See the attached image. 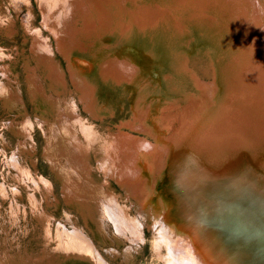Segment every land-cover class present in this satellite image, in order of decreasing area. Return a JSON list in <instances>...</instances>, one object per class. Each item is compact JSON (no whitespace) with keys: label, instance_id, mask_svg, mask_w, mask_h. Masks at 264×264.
I'll use <instances>...</instances> for the list:
<instances>
[{"label":"bare ground","instance_id":"bare-ground-1","mask_svg":"<svg viewBox=\"0 0 264 264\" xmlns=\"http://www.w3.org/2000/svg\"><path fill=\"white\" fill-rule=\"evenodd\" d=\"M50 1L40 0L42 24L55 37L57 51L65 57L84 110L102 118L96 101L98 82L88 80V74L76 68L79 58L90 63L98 61L96 80L105 81L101 85L109 83L120 88L129 84L132 88L128 90L134 88L133 118L121 122L115 132L108 130L109 138L99 141L97 129L77 111L76 99L67 98L71 92L67 72L54 58L50 42L41 40L40 32L33 34L32 43L41 51L40 62L48 70L44 77L30 71L27 82L38 111L35 119L47 139L44 156L62 177V194L67 202L79 205L86 221L88 216L92 219L96 227L92 232L101 250L109 257L130 262L145 239L146 229H150L156 248L166 249V264H264V228L254 218L250 220L249 212L243 208V202L251 195L245 198L241 191L240 197L236 195V187L253 183L254 173L258 178L264 176V156L255 152L262 160L261 169L253 167L258 164L254 158L251 162L245 155L240 157L229 151L220 159L227 147L242 152L238 144L243 139L239 142L238 137L247 126L253 133L247 131L245 136L253 139L252 146L257 143L254 149L264 152V0H64L67 5L57 3L55 10ZM74 14L84 27L74 23ZM107 34L114 43H107ZM197 47L205 54L197 53L195 58L208 55L211 59L200 67L202 73H214L217 84L204 80L194 70L196 63L190 65L191 52ZM9 56L0 49V97L12 111V130L25 140L31 136L28 123L33 124L19 116L23 110L11 83L17 81L6 63ZM143 64L156 68V76ZM184 73L191 77L197 92L186 93L173 83L171 74ZM46 77L50 90L43 82ZM154 97L167 105L152 126L147 121L152 115ZM104 109L113 111L112 107ZM15 110L18 114H14ZM49 113L56 122L47 117ZM229 136L233 138L228 139ZM19 144L23 149L28 147L27 140H19ZM195 146L202 150L194 153L195 148L190 147ZM92 149H100L99 158L96 157L100 160L99 169L106 178H113L124 187L128 204L136 211L130 210L126 200L119 201L105 186L106 181H93L87 164ZM17 151L21 150L13 152L18 159H13L12 164L17 177L35 186L41 183L51 193L47 179L34 178L25 165L19 164ZM202 152L211 153L214 162L206 160ZM203 157L205 160L199 161ZM245 164V168H250L243 181L239 166ZM236 169L237 174L232 172ZM211 175L216 177L212 184ZM261 184L264 180L258 186ZM221 186L225 187L223 196L219 193ZM208 189H217L214 193L226 203L234 200V205L215 201L206 209L200 207L206 214L211 212L214 220L193 214L198 212L197 199L207 202L200 190ZM4 193L5 189H0V194ZM100 200L105 201V207L100 206ZM93 202L98 206L96 211ZM219 206L222 215L212 212ZM65 222L57 226L62 243L59 246L77 257L89 258L93 264H111L72 218L68 216ZM208 232L213 237L207 236ZM9 257L13 255H0V264H13Z\"/></svg>","mask_w":264,"mask_h":264},{"label":"rangeland","instance_id":"rangeland-1","mask_svg":"<svg viewBox=\"0 0 264 264\" xmlns=\"http://www.w3.org/2000/svg\"><path fill=\"white\" fill-rule=\"evenodd\" d=\"M50 2L53 4V10L56 9L57 3H60L61 5L65 4V6L67 5V3H65L66 1L64 2V0H51ZM60 7L61 11L64 12V8L62 6H59V8ZM72 16L76 18L74 19V23L76 25H81V23L83 24L80 18L76 17L75 14ZM42 21L43 15L40 8V0H0V49H2V51L7 55H10L5 59L6 63L11 68L12 78H15L17 81H11V83L14 84L13 89H15V93H17L19 108L23 110V114H19V116H25V118L31 121L33 124L30 125L28 123V125L32 128L30 129L31 136L25 139L28 142V147L23 149V147H20L19 140H21L23 143L25 140H23L22 136H17L16 132L12 130L11 125L9 124L11 121L10 118L12 117L10 112L12 111H9V108L5 105L4 100H2L0 97V189H5V193L0 194V255H13V257H9L11 262L14 261L13 264H31V262H37V264H93L89 258L77 257L73 252L64 249L63 246H59L61 240L57 233V226L58 223L65 222L69 216L75 221L76 225H79L87 234L91 236L94 246L100 249V252L103 253L104 259L111 264H166L164 262L166 249L156 248V243L153 241V234L150 229H146L144 234L145 239L134 252L130 262H124V260H121V258L119 259L109 257L104 253V251L101 250V244L93 235L92 229H94L95 226L90 216L87 217L86 221L82 215L80 206L77 204H72L71 202H67L64 195L62 194V177L58 175L59 173L56 169L50 167L51 165L49 161L44 156V149L46 147L47 139L46 135L43 134L44 131L41 130V126L35 119L36 113L38 111L36 110V105H34L31 101V95L29 93V87L27 84L29 75L34 70L42 77L48 74V70L44 63L40 62L39 56H41V51L36 45L32 43L33 34L40 32V39H45L44 41L48 44L50 42L49 45L55 51L54 58L60 63L64 71L67 72V84L69 89H71V92H68L69 94L67 98L69 101H74L76 99L75 101L77 103H75L77 111L81 114L86 122L88 121L92 123L95 129H97L99 132V141H102L104 138H109L108 130L115 132L119 129L121 122L128 121L129 119L133 118V98L131 96V92H134V88L131 91L128 90L132 88L129 86V84L125 87L121 86L120 88H115L112 86L113 84L109 83L104 85L105 81L101 78L96 80L97 75L95 71L98 69V66H100L98 61L90 63L87 60L79 58L75 64L76 68L83 69L84 72L82 73H85L86 75L88 74V80L98 82L100 91L98 90L96 93L98 95L96 101L98 105L102 107L99 108L98 106V110L102 111L103 115L101 118L86 112L82 102L78 99V90L75 88L71 81L70 75L68 74L65 57L57 51L56 39L46 29L45 25L42 24ZM107 37L109 38L107 43L115 42L111 35L107 34L106 38ZM199 48L200 47H197L194 52H191L192 55H190L189 63L190 65L196 63V65L193 66L194 70H196L204 80L211 79L210 83L215 81L214 83L217 84L216 79L214 78V73H211L208 76L202 73V68L207 65V60L209 62L211 59L208 57V55H205L204 58L198 60L197 56L199 54H205L202 50H199ZM195 56L197 58H195ZM143 68L145 70L149 69L148 71H150L152 74H155L154 72L157 70L156 68L152 69L147 64H143ZM152 74L151 76H153ZM160 75H162V71H159L158 76ZM171 75L174 77L172 80L173 83H176L182 89H185L186 93L198 91L192 82L191 77L185 73L181 76L177 74ZM1 78L2 76H0V79ZM156 78L158 79L159 77ZM44 80L43 82L47 87V90H50V80H48L47 77L46 79L44 78ZM102 82H104L103 85H101ZM78 102H80V104ZM154 102L152 115L147 121L150 125L155 123V118L158 117L160 112L167 105V102L165 101V103L162 101V99L157 101V97H154ZM105 107H112L113 111L110 113L104 109ZM14 114H18V112L15 110ZM19 116L15 115L16 118ZM47 117L54 119V122H56L55 118L50 113ZM249 128L250 126H247V130L241 131V136H239L238 139H247L246 141L251 147V140L253 139L251 137V139H249L245 136L248 134V132H252ZM123 129H125V127ZM14 130L16 131L17 129ZM46 132L48 131L46 130ZM229 134L227 133V135ZM150 137L151 136H149V139ZM231 137L232 136H229L228 139ZM255 144L257 145V143H254L253 146H256ZM29 145H32V147ZM190 148H195L193 151L194 153L198 150H202L199 146ZM17 149L21 150L20 152H16V156H19L20 158L19 164L25 165V168L30 170L29 173L34 178L40 176L47 179L52 186L51 193H48L41 183L35 186L27 179L23 181L21 177H17L18 172L12 165L14 164L13 159L14 161L18 159V157H15V155L13 156V152ZM260 149H255L256 153L264 156V152ZM226 151L232 152L233 154H235V152L240 153L236 148L232 149V147H227V150L223 151L220 159H224L226 157L224 156L227 155ZM100 152V149L98 151L96 150L95 152L94 149H92L88 152L89 155L87 158V164L92 169L91 175L93 181L98 183L106 181L107 185L105 186L107 189L116 194L119 201L123 202L126 200L125 202L128 204L129 199H126V195L128 193L124 190V187L120 186V184L117 183L113 178H106L102 170L99 169L98 164L100 160L98 158ZM193 152L192 155H194ZM203 156L207 157H203L202 159L199 158V161L212 159L210 158L211 153H205ZM214 159L217 158L215 157ZM211 161L214 162V160ZM16 189L18 192H16ZM104 202L105 201L100 200V206L102 204L105 207ZM92 205L96 211L98 206H95L94 202ZM129 206L132 212L136 211L133 209L131 204ZM148 220H151V217H148ZM163 251L165 252V254H163L164 257L162 256Z\"/></svg>","mask_w":264,"mask_h":264},{"label":"water","instance_id":"water-1","mask_svg":"<svg viewBox=\"0 0 264 264\" xmlns=\"http://www.w3.org/2000/svg\"><path fill=\"white\" fill-rule=\"evenodd\" d=\"M240 140H242V139H239V142H240ZM247 139H243L242 140V142H241V144H238L239 145V148L242 150V152L241 153H235V155H239L240 157H243L244 155V157H246L247 159L249 158L250 160L249 161H251V162H254V160H253V158L258 162V164L256 165L255 164V166H253L254 168H257V169H261L262 167H261V164H259V162L260 161H262V160H259L256 156H255V149H254V147L251 145V147H250V145L248 144V142L246 141ZM229 141V140H228ZM241 165V164H240ZM245 166H246V164L245 165H243V166H239V167H241V169L240 170H242V173H241V179L243 180V181H245L244 180V178L246 177V174H245V171H247L249 168H250V166H248L249 168L247 169V168H245ZM238 169V168H237ZM234 170V171H232V172H235L236 174H237V171L238 170ZM243 170H244V172H243ZM231 173V172H230ZM212 177H209V181L210 180H212L211 181V184L212 183H215V179H216V177L215 176H213V175H211ZM254 176H255V178L254 179H252V182L253 183H250V182H247V185L245 186V188H240V187H236V195H238V197H240V191H241V193H245V198H247V196H248V194L249 195H251L250 197H248L249 198V200H246V201H244L243 203H244V205L246 206V207H243L242 205H240L241 207H243L245 210L244 211H248L249 212V218H250V220H251V217L252 218H254V220L257 222V223H262L260 226L261 227H263L264 228V184H261L260 186H258L259 185V183L262 181V180H264L263 179V177L262 176H260V178H258V176L254 173ZM208 187V186H207ZM247 187V188H246ZM169 190V189H168ZM170 190H172V191H175V190H173V189H170ZM258 190H260V192L258 191ZM214 191H217V189H213L212 191H210V189H208L207 190V192H202L201 190H200V193H202L203 194V197L205 198V199H207V202H204V201H202V200H200V199H197V201H198V206H197V211L198 212H194L193 214L195 215V214H197L196 216L197 217H201V218H203V219H208V220H214L215 218H213V216H212V213L210 212V213H208V214H206V211L204 210V209H206L205 207L207 206H210V204H212V203H215V201H219V203H226V201H224V199L222 200H220V198L219 197H221V196H223V193H225V187H220L219 188V193H221L222 195L221 196H217V194H215L214 193ZM223 191V192H222ZM197 192V191H196ZM256 193H258L257 195H256ZM216 195V196H215ZM196 197H194V199H195ZM221 201V202H220ZM227 205H234V200L232 201V200H228V203H226ZM225 205V204H224ZM239 205V204H238ZM203 208L204 207V209L202 210L201 208ZM200 208V209H199ZM242 208V209H243ZM214 210L212 211V212H214V213H220L221 214V211H223L221 208H220V206H219V208H213ZM227 212V211H226ZM223 214V213H222ZM221 214V215H222ZM198 218V219H199ZM174 220H177V218H174ZM179 220V219H178ZM221 220V219H220ZM256 224V223H255ZM254 224V225H255ZM257 226V225H256ZM254 227V229L255 230H257L258 231V229L257 228H255V226H253ZM251 229V228H250ZM252 233V232H251ZM207 234V236H212L211 235V233H206ZM213 237V236H212ZM241 242V241H240ZM264 242V241H263Z\"/></svg>","mask_w":264,"mask_h":264}]
</instances>
